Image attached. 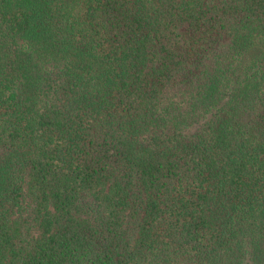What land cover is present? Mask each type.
<instances>
[{
	"label": "trees",
	"instance_id": "trees-1",
	"mask_svg": "<svg viewBox=\"0 0 264 264\" xmlns=\"http://www.w3.org/2000/svg\"><path fill=\"white\" fill-rule=\"evenodd\" d=\"M0 264H264V0H0Z\"/></svg>",
	"mask_w": 264,
	"mask_h": 264
}]
</instances>
